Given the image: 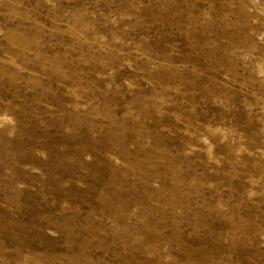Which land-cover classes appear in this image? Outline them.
I'll return each mask as SVG.
<instances>
[{
  "label": "rangeland",
  "instance_id": "374dc122",
  "mask_svg": "<svg viewBox=\"0 0 264 264\" xmlns=\"http://www.w3.org/2000/svg\"><path fill=\"white\" fill-rule=\"evenodd\" d=\"M0 264H264V0H0Z\"/></svg>",
  "mask_w": 264,
  "mask_h": 264
}]
</instances>
